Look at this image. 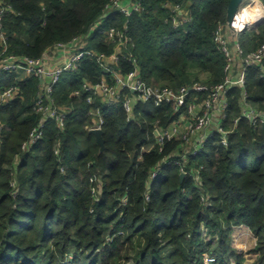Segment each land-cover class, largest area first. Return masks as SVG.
I'll return each mask as SVG.
<instances>
[{
	"label": "trees",
	"instance_id": "trees-1",
	"mask_svg": "<svg viewBox=\"0 0 264 264\" xmlns=\"http://www.w3.org/2000/svg\"><path fill=\"white\" fill-rule=\"evenodd\" d=\"M112 1L7 0L12 7L4 20L9 54L39 58L48 48L87 34ZM231 2L142 0L143 11L129 20L118 14L107 18L90 37L89 48L112 56L115 44L106 33L129 21L123 56L114 69L129 74L136 60L152 87L179 90L201 82V75L206 77L202 82L221 84L227 61L215 33L227 26ZM165 4L189 10L192 22L175 28ZM239 41L246 53L257 50L264 43V23L242 33ZM102 75L99 64L85 59L75 73L63 77L54 97L69 110L65 127L49 121L44 138L27 151L22 145L41 119L33 111L38 80L24 78L23 98L2 107L0 264H205L207 258L245 264L232 246L235 229L243 226L257 238L259 258L253 264H264V128L243 118L228 147L215 133L186 168L204 167L200 182L188 175L181 181V169L166 166L149 190L152 170L181 152L182 141L167 142L162 154L156 147H141L154 144L155 129L171 126L177 114L171 106L156 109L147 103L128 122L123 107L103 108L102 151L87 129L101 101L90 105L87 93L72 95ZM6 78L0 86L8 85ZM246 89L264 111V80L257 68L248 70ZM241 95L238 88L229 93L230 120L242 115Z\"/></svg>",
	"mask_w": 264,
	"mask_h": 264
},
{
	"label": "built area",
	"instance_id": "built-area-1",
	"mask_svg": "<svg viewBox=\"0 0 264 264\" xmlns=\"http://www.w3.org/2000/svg\"><path fill=\"white\" fill-rule=\"evenodd\" d=\"M164 7L172 13L175 28L192 22L189 10L171 4H165ZM11 9L7 0H0V47L2 48L0 79L7 77L6 79H10L8 81L11 82H8V85L3 83L0 86V114L4 105L23 98L20 82L24 78L38 80V93L33 111L40 115L41 119L39 124L32 129L28 140L23 143V151L30 150L44 138L49 121H53L61 130L65 127L69 110L58 105L54 97L55 90L63 77L68 73H75L85 59L95 61L103 69V75L97 78L96 83L85 82L80 90L72 94L73 97H79L83 92L87 93V102L90 105H94L97 99L101 101L100 107H97L94 113L95 122L87 126L89 132L103 131L105 126L103 108L123 107L128 122L135 120L139 107L147 103H151L156 109H166L171 106L177 114V119L171 126L155 129L154 134L157 132L158 137L155 136L154 144L141 147L143 151H149L156 147L162 154L167 142L176 138L182 141L181 152H175L164 158L152 170L149 190L166 166H177L185 176L188 175L193 177L196 182H200V172L204 170V167L194 172H189L186 168L190 158L198 157L215 133L222 136V146L228 147L230 135L233 134L243 118L254 127L264 128V111L258 109L251 102L246 89L249 69L257 68L260 78L264 80V43L257 50L246 53L239 41V36L242 33L257 29L264 23V5L260 0H244L232 21L228 22L227 26H219L215 33L216 46L227 61L223 82L210 85L197 81L179 90L149 86L143 80L136 60L133 61L135 70L129 74H123L114 69L123 56L125 31L129 21L123 29L111 27L106 33L108 39L115 44V53L112 56L89 48L90 37L104 24L107 18L118 14L129 20L135 13L143 11L142 0H113L106 6L103 17L90 28L87 34L68 43H58L48 48L41 57L35 59L12 55L8 52L9 45L4 32V20ZM234 88L242 91V115L230 120L228 118L229 93ZM2 128L0 121V133ZM55 154L61 161L62 156L58 149H55ZM139 159L143 160L141 156ZM60 171L64 173L66 168L61 166ZM91 181L95 182L96 180L92 179ZM98 193V189L94 188L93 194L98 197ZM146 200L149 201V192ZM206 201V198H202V202ZM215 263V258H207L205 264Z\"/></svg>",
	"mask_w": 264,
	"mask_h": 264
},
{
	"label": "rangeland",
	"instance_id": "rangeland-1",
	"mask_svg": "<svg viewBox=\"0 0 264 264\" xmlns=\"http://www.w3.org/2000/svg\"><path fill=\"white\" fill-rule=\"evenodd\" d=\"M205 76L201 75L200 80L205 81ZM203 234H206V229H203ZM232 246L236 252L242 256L245 264H253L259 258L257 252V238L247 227H239L234 231ZM131 264H134L131 262ZM215 264H218L217 261Z\"/></svg>",
	"mask_w": 264,
	"mask_h": 264
},
{
	"label": "water",
	"instance_id": "water-1",
	"mask_svg": "<svg viewBox=\"0 0 264 264\" xmlns=\"http://www.w3.org/2000/svg\"><path fill=\"white\" fill-rule=\"evenodd\" d=\"M244 0H232L231 4H230V8H229V16H228V22L232 21V18L234 16V14L236 13V11L238 10L240 4L243 2ZM91 134H93L96 139L98 144L101 147V150L104 151L105 149V141L103 138V134L104 132L102 130H95V131H91ZM155 136L158 137V133H155ZM185 179V174L182 173L181 174V181H183Z\"/></svg>",
	"mask_w": 264,
	"mask_h": 264
},
{
	"label": "bare ground",
	"instance_id": "bare-ground-1",
	"mask_svg": "<svg viewBox=\"0 0 264 264\" xmlns=\"http://www.w3.org/2000/svg\"><path fill=\"white\" fill-rule=\"evenodd\" d=\"M258 9H260V7H257Z\"/></svg>",
	"mask_w": 264,
	"mask_h": 264
}]
</instances>
